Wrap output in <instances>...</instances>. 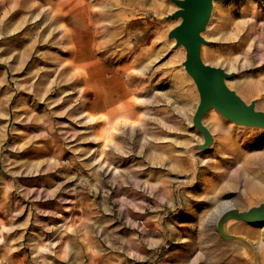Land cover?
<instances>
[{"label":"rangeland","instance_id":"rangeland-1","mask_svg":"<svg viewBox=\"0 0 264 264\" xmlns=\"http://www.w3.org/2000/svg\"><path fill=\"white\" fill-rule=\"evenodd\" d=\"M176 9L172 0H0V239L26 246L30 264H219L212 252L220 264H264V225L234 222L256 235L231 225L247 238L231 242L212 213L217 196L221 211L264 202L244 180L229 187L241 169L264 180V130L212 109L214 144L195 150L199 94L185 49L168 39ZM254 12L261 52H246L235 33ZM203 36L204 62L233 73L228 87L264 111V0L215 3ZM249 243L258 255L238 251Z\"/></svg>","mask_w":264,"mask_h":264},{"label":"water","instance_id":"water-1","mask_svg":"<svg viewBox=\"0 0 264 264\" xmlns=\"http://www.w3.org/2000/svg\"><path fill=\"white\" fill-rule=\"evenodd\" d=\"M228 1L238 0H172L177 9L167 16V19L180 20L169 32L168 39L174 40L176 47L185 49L183 66L199 94L200 102L193 117V127L202 133L204 141L195 146L197 151H207L214 144V137L203 122L212 109L235 125L264 130V111L257 108V100L250 103L244 101L227 85V80L233 78L234 74L211 66L202 58V48L208 44L203 35L211 21L214 5ZM231 220L264 225V202L245 211L226 210L217 222V232L223 239L245 244L240 237L228 233L227 223Z\"/></svg>","mask_w":264,"mask_h":264},{"label":"bare ground","instance_id":"bare-ground-1","mask_svg":"<svg viewBox=\"0 0 264 264\" xmlns=\"http://www.w3.org/2000/svg\"><path fill=\"white\" fill-rule=\"evenodd\" d=\"M257 8H261V4L258 3L257 4ZM252 20L251 23L249 24V20ZM240 23V24H239ZM243 35L244 36V48L241 47L240 49L241 50H245L246 52H261V12H254L252 14V16L249 18V17H245L243 22L242 21H239L238 24H237V32L235 33V36L238 37L239 35ZM256 34H259L260 37H259V40L257 41L255 39V35ZM221 37L225 40H228V39H231V36L230 35H226L224 33H221ZM248 61H251V57H245L243 59V65H244V62H248ZM244 81L243 80H237V81H234L232 84L235 85V86H240L242 85L241 83H243ZM228 83V81H227ZM0 110L4 111V108L3 107H0ZM6 115L2 114V124H3V119L5 118ZM205 118V117H204ZM204 124H205V119L203 120ZM156 125H162V126H165V122L164 121H156L155 122ZM206 126V125H205ZM3 127L0 128V141L3 140V138L5 137L3 131H2ZM217 129V128H216ZM219 132H221V129H217ZM202 135V133H201ZM202 138H203V135H202ZM203 141H204V138H203ZM183 147L186 149V152H185V156L183 157V161H186L188 160L189 162L192 160V155L188 154L187 150H188V143L184 142L183 143ZM164 158V157H163ZM154 160H159L161 159V156L160 158L158 157H153ZM258 159V158H257ZM256 159V160H257ZM182 160L178 161L177 160V163L174 164L175 166H178V165H181V164H184ZM194 162H197V159H194ZM42 164L41 163H37L35 164V170H39L40 166ZM173 165V166H174ZM247 171L244 170V169H241L235 173L232 174V181H230L229 183V187L233 190V189H237L238 188V183L239 182H244L247 184L248 186V189L247 191H249V193H255V196H261V195H264V180L261 179L260 177H255V178H247ZM243 182V183H244ZM215 205H214V209L216 212H214L213 210V214L216 213V217H215V221L214 223H216V228H217V222L218 220L220 219V217L222 216V214L226 211V210H229V209H235L233 207H227L225 210H222L221 211V208L222 206L224 205V203L222 202L221 200V197L220 196H217L215 199H213ZM250 209V208H249ZM248 210V209H247ZM245 211V210H244ZM234 222H237V221H234V220H231L227 223V229H230L231 225L233 226V231L235 233H242V232H246V230L242 227L241 223H234ZM249 224V223H248ZM248 233V232H246ZM258 233V232H257ZM256 235V232L254 233H248L247 236H252L254 237ZM241 238V237H240ZM243 239L245 242H247V238H241ZM248 242H250L248 240ZM250 247H245V248H241L242 250H238L241 254H246L247 252V249L251 252H253L254 254H257L259 253V251L257 249H255L251 243H249ZM247 248V249H246ZM258 252V253H257ZM260 254H261V251H260ZM211 259H215V261L217 263H221V258H220V253H211ZM74 257L76 258L77 257V254L75 253L74 254ZM74 258V259H75ZM76 264H78L76 262ZM244 264V262L242 263Z\"/></svg>","mask_w":264,"mask_h":264},{"label":"crops","instance_id":"crops-1","mask_svg":"<svg viewBox=\"0 0 264 264\" xmlns=\"http://www.w3.org/2000/svg\"><path fill=\"white\" fill-rule=\"evenodd\" d=\"M23 244L0 239V264H30Z\"/></svg>","mask_w":264,"mask_h":264}]
</instances>
